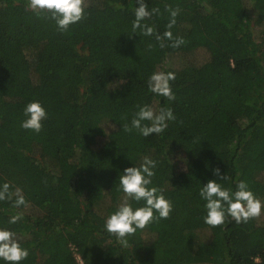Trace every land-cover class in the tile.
I'll return each mask as SVG.
<instances>
[{"label":"trees","instance_id":"1","mask_svg":"<svg viewBox=\"0 0 264 264\" xmlns=\"http://www.w3.org/2000/svg\"><path fill=\"white\" fill-rule=\"evenodd\" d=\"M145 2L159 9L142 21L152 36L133 33L136 0H85L65 32L28 0H0V186L27 202L0 201V229L28 250L19 264H264V208L212 227L199 195L209 180L232 192L244 181L264 202V0ZM166 6L180 10L170 29L179 47L156 40L169 30ZM157 71L175 73V100L149 91ZM31 101L47 111L39 133L21 127ZM143 105L170 107L176 119L161 134L125 131ZM145 156L157 165L149 187L173 210L125 247L105 221L125 195L119 177Z\"/></svg>","mask_w":264,"mask_h":264},{"label":"clouds","instance_id":"2","mask_svg":"<svg viewBox=\"0 0 264 264\" xmlns=\"http://www.w3.org/2000/svg\"><path fill=\"white\" fill-rule=\"evenodd\" d=\"M137 7L134 9L135 19L132 24L133 33L139 29L144 36H152L154 29L146 23L153 14L159 13L158 8L151 11L145 0H136ZM28 10L37 15L50 13L47 18L54 20L58 30L65 32L69 26L81 21L85 13V0H28ZM166 11L170 13V21L167 25L168 31L163 35L156 34V40L160 42V47H165V40L172 41V47H179L184 43L182 37L173 38L170 29L175 25V18L179 14V8L172 9L166 6ZM151 47V45L149 46ZM173 72H154L148 79V89L156 95L167 98L169 101L175 100L172 91L171 81L175 80ZM139 110L131 120V127L124 125V130L131 132L136 129L142 136L147 137L153 133L161 134L167 127L168 121L175 120L173 110L165 107L155 109L149 105L138 106ZM25 120L21 122V127L35 133L41 132L42 121L47 118V111L39 101H31L24 108ZM148 123H142V122ZM156 161L145 156L143 163L139 167H128L124 169L123 175L119 177V186L125 194L117 210L109 215L105 221L107 232L114 234L121 244L127 247V236L134 235L137 229H144L154 219H167L173 210L170 200L166 199L162 190L156 187H149L152 184L153 171L156 168ZM214 175L220 181L227 180L226 175L221 174L220 168L214 169ZM237 190L232 192L224 188L217 180H209L204 184L199 192L200 197L206 201L205 209L207 215L205 223L212 227H217L225 223L226 214L237 224L247 223L250 219L258 218L261 215L264 202L257 198L250 190L248 184L240 181ZM11 185L4 183L0 186V201H13L16 208L27 207L26 199L22 190L16 188L11 191ZM130 200L145 201L144 206L133 208ZM154 212L159 214L154 217ZM22 219V214L13 215L9 223L15 224ZM29 255L27 249L22 248L15 234L7 229H0V259L8 264H19Z\"/></svg>","mask_w":264,"mask_h":264},{"label":"rangeland","instance_id":"3","mask_svg":"<svg viewBox=\"0 0 264 264\" xmlns=\"http://www.w3.org/2000/svg\"><path fill=\"white\" fill-rule=\"evenodd\" d=\"M192 58H194V61L195 62H201V61H203L205 58H204V55L202 54V52H195L192 56H191ZM174 65L175 66H177L178 65V61H176L175 63H174ZM225 109H227V108H225ZM224 112H222V110H220V114H223ZM223 118H225V116L224 117H219L218 118V120L216 121V124L217 123H219L220 121L222 122V121H224L223 120ZM178 162H179V164L180 163H182V160H178ZM78 260V259H77Z\"/></svg>","mask_w":264,"mask_h":264}]
</instances>
